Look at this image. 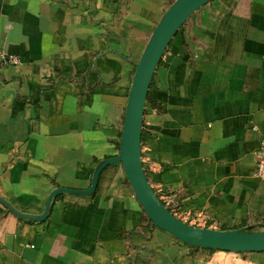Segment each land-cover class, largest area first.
Wrapping results in <instances>:
<instances>
[{"label":"crops","instance_id":"0c3cea01","mask_svg":"<svg viewBox=\"0 0 264 264\" xmlns=\"http://www.w3.org/2000/svg\"><path fill=\"white\" fill-rule=\"evenodd\" d=\"M174 0H0V264H264L149 220L121 163L135 65ZM13 55L17 64L7 63ZM141 163L180 220L264 227V0H209L154 70ZM15 211H13L12 209Z\"/></svg>","mask_w":264,"mask_h":264},{"label":"water","instance_id":"95a60500","mask_svg":"<svg viewBox=\"0 0 264 264\" xmlns=\"http://www.w3.org/2000/svg\"><path fill=\"white\" fill-rule=\"evenodd\" d=\"M209 0H174L166 9L135 65L130 92L120 133L119 154L104 160L96 168L92 185L85 190L58 187L50 193L46 202L47 214L51 199L61 192L88 193L97 185L101 169L119 162L126 180L150 221L177 239L193 246L232 252L264 250V227L257 231L241 229L220 230L188 224L176 217L152 189L141 163L142 118L148 88L154 70L169 43L185 20ZM10 209H12L10 207ZM15 211L14 209H12ZM17 212V211H15Z\"/></svg>","mask_w":264,"mask_h":264},{"label":"built area","instance_id":"2783aa9c","mask_svg":"<svg viewBox=\"0 0 264 264\" xmlns=\"http://www.w3.org/2000/svg\"><path fill=\"white\" fill-rule=\"evenodd\" d=\"M3 60L11 64H17L19 62V59L13 55L4 56ZM254 174L257 178H264V138L261 139L256 152V169Z\"/></svg>","mask_w":264,"mask_h":264}]
</instances>
